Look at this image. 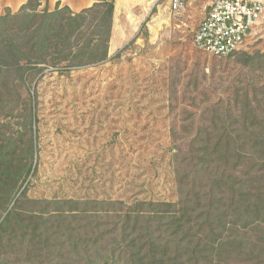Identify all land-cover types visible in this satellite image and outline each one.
Listing matches in <instances>:
<instances>
[{
	"label": "trees",
	"instance_id": "16d2710c",
	"mask_svg": "<svg viewBox=\"0 0 264 264\" xmlns=\"http://www.w3.org/2000/svg\"><path fill=\"white\" fill-rule=\"evenodd\" d=\"M39 6L28 0L0 15L2 114L11 111L1 90L25 83L30 68L109 58L115 0L80 13ZM240 55L242 65L264 74V52ZM201 118L173 157L177 202L31 199L25 190L16 198L22 168L11 137L0 146V264H264V84L235 90Z\"/></svg>",
	"mask_w": 264,
	"mask_h": 264
},
{
	"label": "rangeland",
	"instance_id": "374dc122",
	"mask_svg": "<svg viewBox=\"0 0 264 264\" xmlns=\"http://www.w3.org/2000/svg\"><path fill=\"white\" fill-rule=\"evenodd\" d=\"M208 6L194 0L174 15L169 0H159L136 39L107 61L32 67L22 85L6 84L1 92L12 114L0 106V146L16 139L11 149L22 168L16 198L25 190L31 199L177 202L173 157L204 110L235 90L264 84V74L240 63V53L264 52V24L240 52L215 57L194 43ZM4 217L0 210V224Z\"/></svg>",
	"mask_w": 264,
	"mask_h": 264
},
{
	"label": "built area",
	"instance_id": "2783aa9c",
	"mask_svg": "<svg viewBox=\"0 0 264 264\" xmlns=\"http://www.w3.org/2000/svg\"><path fill=\"white\" fill-rule=\"evenodd\" d=\"M209 6L194 36L197 49L223 58L240 52L253 32L264 24V0H208ZM190 0H170L179 15Z\"/></svg>",
	"mask_w": 264,
	"mask_h": 264
},
{
	"label": "crops",
	"instance_id": "0c3cea01",
	"mask_svg": "<svg viewBox=\"0 0 264 264\" xmlns=\"http://www.w3.org/2000/svg\"><path fill=\"white\" fill-rule=\"evenodd\" d=\"M101 0H39V12H54L58 7H68L73 13H80ZM159 0H115L113 28L110 40L109 56L124 49L139 35L142 24ZM28 0H0V15L7 11L19 12ZM170 3V0H169ZM194 4L190 0L188 6Z\"/></svg>",
	"mask_w": 264,
	"mask_h": 264
},
{
	"label": "bare ground",
	"instance_id": "6f19581e",
	"mask_svg": "<svg viewBox=\"0 0 264 264\" xmlns=\"http://www.w3.org/2000/svg\"><path fill=\"white\" fill-rule=\"evenodd\" d=\"M154 30V29H153Z\"/></svg>",
	"mask_w": 264,
	"mask_h": 264
}]
</instances>
